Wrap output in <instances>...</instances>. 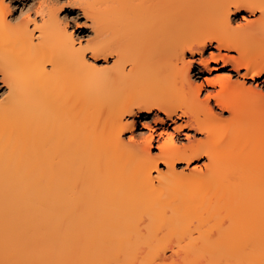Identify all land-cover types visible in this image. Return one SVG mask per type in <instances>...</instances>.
Segmentation results:
<instances>
[{
    "label": "bare ground",
    "instance_id": "obj_1",
    "mask_svg": "<svg viewBox=\"0 0 264 264\" xmlns=\"http://www.w3.org/2000/svg\"><path fill=\"white\" fill-rule=\"evenodd\" d=\"M9 1L0 264H264V0Z\"/></svg>",
    "mask_w": 264,
    "mask_h": 264
},
{
    "label": "rangeland",
    "instance_id": "obj_2",
    "mask_svg": "<svg viewBox=\"0 0 264 264\" xmlns=\"http://www.w3.org/2000/svg\"><path fill=\"white\" fill-rule=\"evenodd\" d=\"M10 2L9 0H6ZM35 4L39 0H32ZM50 4L56 5V6H62V9L60 10V18L66 21V25L68 30L72 31L74 38L77 40H86L90 39L94 36V27L91 23V20L85 16V14L82 13L81 9H79L77 6L73 5L71 3V0H47ZM19 3L14 7V13L16 15L20 14V7ZM25 9L22 11V16L26 15L28 12H33V9L27 10V5H25ZM33 16V14H32ZM240 19V16H239ZM112 63V58L110 57L108 61H105L103 58H101L97 65L99 67L110 65ZM6 92V86L0 79V97H2L3 94ZM146 129L142 130L141 125L138 123L136 124V128L134 129V133L136 134V137L141 135L142 133H145ZM139 134V135H138ZM147 134V133H145ZM138 135V136H137ZM155 145V143H154ZM155 150V149H154Z\"/></svg>",
    "mask_w": 264,
    "mask_h": 264
}]
</instances>
